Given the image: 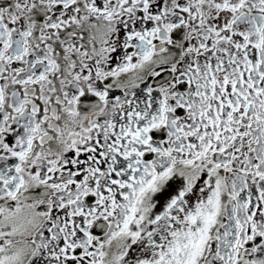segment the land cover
<instances>
[{"label":"snow or ice","instance_id":"1","mask_svg":"<svg viewBox=\"0 0 264 264\" xmlns=\"http://www.w3.org/2000/svg\"><path fill=\"white\" fill-rule=\"evenodd\" d=\"M0 264H264V0H0Z\"/></svg>","mask_w":264,"mask_h":264}]
</instances>
